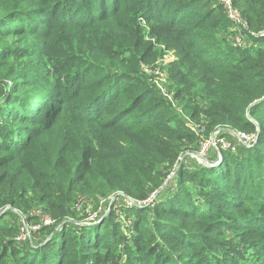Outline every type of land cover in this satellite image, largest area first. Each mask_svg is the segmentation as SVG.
Listing matches in <instances>:
<instances>
[{"label":"trees","instance_id":"trees-1","mask_svg":"<svg viewBox=\"0 0 264 264\" xmlns=\"http://www.w3.org/2000/svg\"><path fill=\"white\" fill-rule=\"evenodd\" d=\"M231 2L0 0V207L55 220L3 215L0 264H264V0Z\"/></svg>","mask_w":264,"mask_h":264},{"label":"built area","instance_id":"built-area-1","mask_svg":"<svg viewBox=\"0 0 264 264\" xmlns=\"http://www.w3.org/2000/svg\"><path fill=\"white\" fill-rule=\"evenodd\" d=\"M219 2L223 5L225 11H226V14L228 15V17L233 21V22H241V18L239 16V13L238 11L234 10L233 9V6L231 4V0H219ZM256 35L260 36V37H263L264 38V30H260L259 32L256 33ZM162 80H159V82L157 83L158 86H159V83H161ZM163 86H159L161 88L162 91H164V88H166L164 86L165 84V81L162 83ZM187 125L193 130V131H202L200 129H198L197 126L199 125H196L194 123H192L190 120L189 122L187 123ZM202 128V127H201ZM216 131L218 130H215L210 136L208 139H205V140H202L200 142V147H199V150L196 152L195 154V157L197 156L199 160H201L203 162V160L206 161V159H204V156H206L207 154V151L209 150V148H211V146L214 147L215 144L217 143H221L223 148L224 147H227L229 146V144L227 146H224L223 143V139H221L220 137L219 138H216L215 135L218 134L216 133ZM237 139L238 141L242 142V143H245V144H251L252 142H255V136L250 134H244V133H237ZM226 149V148H225ZM196 161H197V158H195ZM199 162V161H198ZM9 207V206H8ZM8 207H0V213L2 211H4L5 209H7ZM31 211H34L32 213H30L28 216H36L38 217L39 219V223L36 225V226H30L29 223L26 222V217H23L22 216V213L21 211H19L18 209H12V212L14 213L16 219L19 218V223H17V227H18V230H17V233L14 237V239L21 244V242H25L27 240H31V238L34 236L35 231H37L42 225H54L55 224V220L50 218L48 215H46L40 208H34L32 209ZM98 212H93L91 214V216L94 217V219L98 216L97 214ZM89 219V218H87ZM93 219V220H94ZM89 221V220H88ZM14 222V221H13ZM21 222L22 223H27L28 225H22L21 226ZM35 222V221H34ZM20 225V226H19Z\"/></svg>","mask_w":264,"mask_h":264},{"label":"rangeland","instance_id":"rangeland-1","mask_svg":"<svg viewBox=\"0 0 264 264\" xmlns=\"http://www.w3.org/2000/svg\"><path fill=\"white\" fill-rule=\"evenodd\" d=\"M219 1V0H218ZM231 4H232V2H231ZM223 6V5H222ZM233 6V5H232ZM233 9L236 11L237 9L233 6ZM238 11V10H237ZM238 13H239V11H238ZM258 36V35H257ZM234 42V44L236 45V46H238V45H245V46H247V45H249V42H247V41H244L241 37H240V35L239 34H237L236 35V37H235V40L233 41ZM174 59V55L172 54V52H168V53H166L161 59H160V65L159 64H156V66L155 67H145L144 68V70H145V72L150 76V80L152 81V82H154V83H158L159 82V80H162V82L161 83H159V86H163V82L165 81V84L167 85V83H168V78H169V76H168V72H167V63L170 61H172ZM165 86V85H164ZM160 90H161V88H160ZM161 92L163 93V96H165L166 98H169V99H172V94H171V92H169L168 90H167V88H164V91H162L161 90ZM184 119H186L187 120V117H185L184 116ZM189 122V121H188ZM187 122V123H188ZM216 133H218V131H216ZM219 133L218 134H216L215 135V137L216 138H219ZM221 139H223V141H224V143H223V145L224 146H227L228 144H229V146H227V147H224L223 148V146H222V144L221 143H217V144H215L214 145V149L216 150V152H217V149L218 148H223V149H225V148H229L230 147V141H228V140H226L225 138H221ZM241 143V142H240ZM242 144H245V143H242ZM246 145H250V144H246ZM208 154V153H207ZM221 154V153H220ZM217 156H218V160H216L215 161V163L216 164H218L219 162H220V156H219V153H217ZM196 158H197V163H200V164H203V165H210V163H211V161L210 160H208V156H204V159H206V161L205 160H203V162L201 161V160H199L198 159V157L196 156ZM199 161V162H198ZM4 207H8V205H6V206H4ZM102 207L103 208H105V205H103L102 204ZM12 209H17V208H15V207H11V206H9L7 209H5L4 211H2L1 213H0V218L3 216V215H6L5 216V218L7 219V221H9L10 223L11 222H13L12 220H14L15 221V223L17 224V223H19V218H17L16 219V217H15V215H14V213L12 212ZM32 209H34V208H32ZM32 209H30L28 212H26V213H23V212H21L22 213V216L23 217H26V222L27 223H29L30 224V226H36L40 221H39V219H38V217H36V216H28L27 217V215H29L30 213H32V212H34V211H31ZM19 210V209H18ZM20 211V210H19ZM93 212H98L97 214H98V216H101L104 212H103V210H102V208H99V209H97V210H91L90 211V213L88 212V213H86V218H89L88 220H89V222H93V221H95V220H93L94 219V217L93 216H91V214L93 213ZM99 220L100 219H98L97 221H95V223L96 222H99ZM35 221V222H34ZM27 223H22L21 222V226L24 224V225H28ZM94 223V222H93ZM20 224V223H19ZM90 224V223H89ZM92 224V223H91ZM20 226V225H19ZM15 240V239H14ZM15 242L17 243V244H20V243H18L16 240H15ZM21 245V244H20Z\"/></svg>","mask_w":264,"mask_h":264},{"label":"water","instance_id":"water-1","mask_svg":"<svg viewBox=\"0 0 264 264\" xmlns=\"http://www.w3.org/2000/svg\"><path fill=\"white\" fill-rule=\"evenodd\" d=\"M217 152L219 153V155H220V150L219 149H217ZM110 208V204H109V206H108V209Z\"/></svg>","mask_w":264,"mask_h":264},{"label":"bare ground","instance_id":"bare-ground-1","mask_svg":"<svg viewBox=\"0 0 264 264\" xmlns=\"http://www.w3.org/2000/svg\"><path fill=\"white\" fill-rule=\"evenodd\" d=\"M110 4V3H109Z\"/></svg>","mask_w":264,"mask_h":264}]
</instances>
